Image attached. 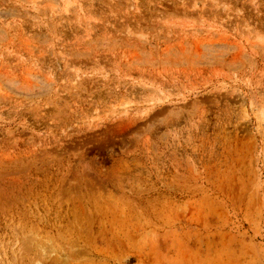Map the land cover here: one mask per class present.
<instances>
[{"label": "rangeland", "instance_id": "374dc122", "mask_svg": "<svg viewBox=\"0 0 264 264\" xmlns=\"http://www.w3.org/2000/svg\"><path fill=\"white\" fill-rule=\"evenodd\" d=\"M0 264H264V0H0Z\"/></svg>", "mask_w": 264, "mask_h": 264}]
</instances>
